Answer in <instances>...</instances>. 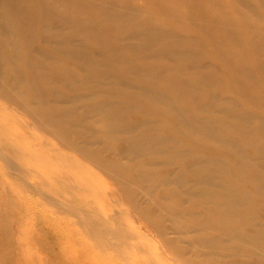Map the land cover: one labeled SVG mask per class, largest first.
<instances>
[{"label": "bare ground", "instance_id": "bare-ground-1", "mask_svg": "<svg viewBox=\"0 0 264 264\" xmlns=\"http://www.w3.org/2000/svg\"><path fill=\"white\" fill-rule=\"evenodd\" d=\"M135 1L0 0V237L30 234L8 209L33 200L55 246L3 252L60 254L65 212L85 214L67 222L86 244L126 257L153 252L149 216L208 264H264V0H231L239 24L216 0ZM153 13L203 34L226 73Z\"/></svg>", "mask_w": 264, "mask_h": 264}, {"label": "rangeland", "instance_id": "rangeland-1", "mask_svg": "<svg viewBox=\"0 0 264 264\" xmlns=\"http://www.w3.org/2000/svg\"><path fill=\"white\" fill-rule=\"evenodd\" d=\"M225 10L227 13L229 19L233 23L239 24L240 20V12L241 9L235 3H233L231 0H216ZM134 5H139L140 7H144L143 1H135L133 2ZM152 12V11H151ZM181 14L175 13L174 17L180 18ZM153 17L160 23H163L171 30L180 33L182 36H190L193 37L201 46L202 48H205L207 51V56L205 57L204 63L205 65L209 67H213L220 71L221 73H226L227 67L224 65L223 61L218 59L217 57V51L216 49L209 44V40L198 31L194 30L188 22L183 23H176L165 20L162 16L158 15L157 13H153ZM182 17V16H181ZM184 18L182 17V21ZM264 29V27H262ZM245 37H250L252 29H243ZM252 49V47H251ZM254 49V47H253ZM153 63V62H152ZM252 62L251 64H248L246 61H244L243 65L246 69L251 70L252 72H258L256 68V64ZM70 64V63H69ZM154 65V64H153ZM223 94L225 97L233 99L235 101H238L239 104L243 105V100L237 95V90L232 89H224ZM243 102V104H242ZM254 109V108H253ZM256 110V109H255ZM88 196H97L98 199L102 200V202L105 201V203H110L114 206L118 204V202L111 201L110 199L88 192ZM140 204L144 206L141 199L137 200ZM24 207H28L25 210H23ZM150 207V206H149ZM98 208V207H97ZM108 212L110 213V218L112 221L115 219L111 215H117L118 212L116 209H111L110 207H107ZM11 221L12 223L17 225H20V227H25L26 225L32 226L33 230L30 232L28 236H22V233L18 234L15 233V237H0V263L3 264H20V261L15 256L14 252L9 249L8 252H3L4 250L1 247V244L9 245L11 247H22V245L25 242L28 241V238H32L35 246L39 247L41 251L47 246L49 247V244L52 246V248H55L54 244L52 245V241L48 243L46 241L49 240V232L53 231V229L48 228V225L51 223L50 216L43 211L39 205H37L33 200L31 201H25V202H19L17 203L14 208L8 209ZM29 215V219L26 220V216ZM115 213V214H114ZM63 220L71 230V233L68 235H65L68 237L65 242H62V251L60 254H56L52 252H47L46 255H42L40 262H36V264H72L71 259L73 258L77 264H208L210 263L211 259H209L206 254L203 253V249L199 247H190L186 244V242L182 241L179 236L172 235L170 230L168 231L166 226L159 225L155 219L149 217V216H142L140 219H138L139 223L141 225H145L147 232L149 233L148 236V247L153 249V252L151 253V257L144 256V254L137 253L133 255L132 257H126L123 255L124 251L121 252H114L117 249V245L112 244V247L110 248V245H107V247H104L103 249L95 244L92 243L91 246L89 244H86L85 238L88 235V230L82 232L80 229L76 228L77 226L74 224L73 227L70 226V224L67 221H80V218L85 217V214L78 215V216H72L68 213H63ZM24 215V216H23ZM66 216V217H65ZM133 216V215H132ZM69 217V218H67ZM80 217V218H79ZM135 217V216H134ZM137 218V217H136ZM127 220V219H126ZM50 222V223H49ZM79 231L81 233H74L73 230ZM118 230H126L125 232L131 233V226H127L125 222V226L121 228L118 227ZM65 233V232H63ZM81 234V235H80ZM193 237V235H190ZM187 239L188 237H184ZM73 242L77 243L76 245L73 244ZM152 244V245H151ZM85 246V247H83ZM109 246V247H108ZM95 248V249H94ZM108 248V249H107ZM92 249V250H91ZM105 249V251H103ZM114 250V251H112ZM151 250V249H150ZM99 253V254H98ZM57 255V256H56ZM143 256V257H142ZM29 259V258H27ZM147 261H146V260ZM172 259V260H169ZM148 262V263H147Z\"/></svg>", "mask_w": 264, "mask_h": 264}]
</instances>
